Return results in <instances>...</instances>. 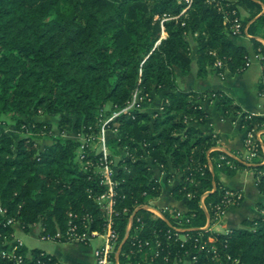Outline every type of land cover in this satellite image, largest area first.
<instances>
[{
    "label": "trees",
    "instance_id": "trees-1",
    "mask_svg": "<svg viewBox=\"0 0 264 264\" xmlns=\"http://www.w3.org/2000/svg\"><path fill=\"white\" fill-rule=\"evenodd\" d=\"M219 1L228 3L192 0L187 8L186 0H0V119L8 116L20 132L15 137L0 123L3 236H15L8 220L26 232L38 223L50 234L64 232L70 214L76 222L87 221L90 230L103 231L97 198L106 186L96 171L102 153L91 150L82 162L80 141L64 135L74 130L82 134L89 127L99 132L101 119L124 109L136 92L141 96L156 92L164 98L160 107L152 112L123 111L108 124L116 131L107 144L118 166L114 228L119 232L118 245L125 239L120 264L142 263L151 252L150 247L140 251L138 240L158 238L162 254L169 252L172 263L192 249L196 237L198 244L216 238L222 263L203 250L195 264H264L263 152L252 163L263 196L257 204L260 215L229 233L203 228L208 214L202 196L206 194L213 222L212 205L222 196L220 174L234 173L227 160L243 164L229 155L222 159L225 152L220 149L212 150L217 139L199 126L209 116L202 102L209 96L227 115L241 108L223 90H186L177 84V70L187 75L194 62L198 77L211 71L218 76L246 71L249 53L233 39L229 20L239 17L240 8L251 14L242 21L263 56L264 44L256 37L264 39V0L229 1L225 10H236V15L228 20L216 4ZM165 14L176 18L162 22ZM218 58L222 68L215 66ZM262 61L264 65V57ZM248 115L242 113V124L264 126V116ZM43 116L57 119L58 132ZM43 137L50 142L40 146ZM90 160L92 164L87 163ZM152 165L168 176L181 173L172 193L184 199L188 208L184 215L190 221L182 223L168 212L160 218L145 207L148 196L161 191ZM187 194L190 197L185 198ZM177 226L192 237L185 246L175 234ZM42 250L24 247L22 252H30L28 264H36L34 255ZM0 264L9 263L0 258Z\"/></svg>",
    "mask_w": 264,
    "mask_h": 264
},
{
    "label": "crops",
    "instance_id": "crops-1",
    "mask_svg": "<svg viewBox=\"0 0 264 264\" xmlns=\"http://www.w3.org/2000/svg\"><path fill=\"white\" fill-rule=\"evenodd\" d=\"M234 1V0H233ZM239 18L242 22L243 32L240 35L233 36L235 42L246 47L249 53V65L245 72L236 75L225 74V78H221L215 71H211L206 77H198V65L193 63L191 73L185 75L180 70H177V84L180 88L186 90H223L226 94L233 98L235 104L239 105L241 111L238 113L225 114L218 109L216 101L202 102L203 108L209 113L206 122L202 125V129L206 133H217V146L220 150L226 151L231 157L239 160L243 165L234 168V173H221L220 181L222 185L229 189L239 190L243 193V200L239 205L229 207L222 219L216 223L211 220V215L208 216L207 224H212V231L219 233H228L230 230L243 225L246 219H253L260 215L257 204L263 199L262 194L258 190L257 177L255 170L252 168V163L243 160L245 157L244 147V132L240 128L241 117L243 112L249 114L264 116V65L262 58L254 47L253 35L248 33L247 26L243 24V19L251 16L250 12L244 8L239 9ZM256 18V17H255ZM251 19L248 25L253 21ZM163 37L166 35L163 34ZM264 44V39L256 37ZM193 57L196 58V47L193 48ZM164 102V98L159 93H153L152 101L143 104V109L152 112L158 105ZM110 107V103L106 108ZM110 117V116H109ZM41 119L53 122L56 118L43 116ZM113 129V128H112ZM111 132L113 136L115 131H111V126L105 130L104 135L100 134V148L103 149V144H106L109 153L111 150L107 144L106 136ZM75 140H79L80 136L77 131H71L64 135ZM264 138V134H263ZM50 142V141H49ZM48 143V142H47ZM45 144V143H44ZM43 144V145H44ZM41 146V145H40ZM96 150V148H95ZM263 163H264V147H263ZM153 177L161 184V191L158 195H152L147 198L145 207L155 216L165 218V213H171L173 217L179 218L178 212L183 214L187 211V206L184 199H177L172 193V189L180 181V173H175L168 176L166 171L162 170L158 165H152ZM187 198V197H185ZM177 213V214H176ZM131 216L127 232L132 226ZM182 224V223H180ZM39 236V235H38ZM128 237V236H127ZM104 238L96 237L88 244L78 242H62L51 241L47 248L43 250L53 255L59 264H96L95 251L104 242ZM123 243V241H122ZM122 243L120 250L122 248ZM153 248L151 252L142 257V263L139 264H160L159 261H152ZM120 264V262H119ZM171 264H190L188 256L182 257L179 260H174Z\"/></svg>",
    "mask_w": 264,
    "mask_h": 264
},
{
    "label": "built area",
    "instance_id": "built-area-1",
    "mask_svg": "<svg viewBox=\"0 0 264 264\" xmlns=\"http://www.w3.org/2000/svg\"><path fill=\"white\" fill-rule=\"evenodd\" d=\"M229 1L231 0H228V3H223L222 1L216 2L219 10L225 13V17L227 20L230 18V16L236 15V10H232V11L225 10V6L227 7L229 5ZM186 2L188 3L187 6L188 8L192 3V0H186ZM172 18H176V16L171 17L165 14L163 16L162 22ZM229 20H231V30L233 36L242 34L243 26L240 18L236 15ZM223 65L224 63L222 62V60L218 58L215 62V66L222 68ZM219 76L224 79L225 72L220 73ZM262 95L264 97V91L262 92ZM206 100H208L210 103L215 101L211 99L209 96L205 99V101ZM151 101H152V95L141 96L138 92H136L133 96L132 101L124 109L120 111H114L110 117L101 119L103 123L101 125V129L99 132L94 131L92 127H89V130L83 132L82 134L78 132L80 136L79 138L80 146L78 150L79 159L82 162H84V160L87 159V154H89V151L95 150L96 144L99 142L100 134H102V136L104 135L105 130L110 127L108 124L116 116H118L123 111H130L132 109H142L143 104ZM252 115L253 114H250L246 116V118L248 117L250 118V116ZM240 128L244 132L243 140L245 147V154H244L245 157L243 158V160L251 163L256 158H258L261 151L263 152L264 126L260 128H255L240 123ZM211 133L213 137L218 140L217 133L216 132H211ZM213 149H219V147L215 146L212 148V150ZM95 151L97 154L100 152L102 153V155L99 157L97 161L96 171H98L101 174L102 184L106 186L105 191L97 198L98 205L103 211L104 230L103 231L90 230L87 221L83 223L76 222L72 214H70L69 225L64 232L58 231L55 234H50L49 232H45V228L43 227L42 228L43 234L40 235V238L48 241L78 242L82 244H88L92 239L96 237H101L104 238L105 241L95 251L96 264H119V255L121 252L119 247L120 245H118L119 232L116 230V228H114V217L117 213L116 205L118 202L117 186L119 184V181L117 179V175H118L117 158L111 156L109 150L106 147V144H103V149H101L100 151L97 150ZM224 152L225 155L221 156L222 159H225L227 155H229L226 151ZM87 163L92 164L91 160L87 161ZM227 164L230 168L233 169L237 167L232 159L227 160ZM210 169H212L211 165H210ZM202 174L204 173L202 172ZM190 180L191 182H193L194 178H191ZM221 188H222L221 199L217 203L212 205L213 221L215 222H218L222 219L225 211L229 207L239 205L243 200V193L241 191L229 189L224 187L223 185ZM187 196L190 197V194H187ZM201 204L204 207V209H206V212L210 215L207 205L205 204V199L203 197L201 198ZM177 215L180 216L181 221L183 219H185L186 222L190 221V219L181 212H178ZM8 224L14 225L15 223L13 222V220H8ZM174 229H175V234L178 235V238L181 239L182 241L181 246H185V243L188 241V239L192 237L188 236L187 234L181 233L183 230L179 226L174 227ZM195 240L197 241V243L194 246H192V249L186 251L185 255L182 257L188 256L190 263L195 264V262H197L200 257V254L198 252L206 250V252L211 254V259L213 261L222 263V255L217 249L216 239L210 238L208 239V241L199 244H198L199 239L197 237ZM137 246L140 251L143 250V247L154 248V252L151 258L152 261H158L159 259H161L164 264H171L170 253L168 252L162 254L163 251L161 250L160 247L161 241L158 238H156L155 240H151V239L138 240ZM24 247L26 246L20 238H17L16 236H11V237L3 236L2 233L0 232V258L4 259L9 264H28L27 259L32 258L33 255L30 252L24 254L22 252V249ZM182 257H180V259ZM34 258L36 260V264H59L58 261L53 262L52 261L53 258L51 254L45 250H42L37 257L36 255H34ZM227 258L231 259V256L228 255Z\"/></svg>",
    "mask_w": 264,
    "mask_h": 264
},
{
    "label": "rangeland",
    "instance_id": "rangeland-1",
    "mask_svg": "<svg viewBox=\"0 0 264 264\" xmlns=\"http://www.w3.org/2000/svg\"><path fill=\"white\" fill-rule=\"evenodd\" d=\"M158 107H160V106L158 105L156 108H158ZM107 108H109V107H107ZM1 122H4V124H1V125H4L15 137H18L20 135V132L17 131L14 122L8 116H6V115L2 116L0 119V123ZM112 130L113 129L111 127V131ZM54 132H58V128L56 127V121H54ZM111 137H112L111 132H109L108 135L106 136L107 142H108L109 138H111ZM39 140H40L39 143L41 146L44 143H47L50 141L49 139L44 138V137L39 139ZM100 144L101 143L96 144V150H99ZM251 163H253V162H251ZM202 197L205 199L206 194L203 195ZM187 198H188V196H187ZM208 216H209V214H208ZM213 223H216V222L213 221ZM213 223L207 224V225L203 226V228H211V225H213ZM42 228H43L42 224L38 223V224L34 225V227L32 228V230L30 232H26L20 227V225L18 223H16V224H14V230H15L14 235L17 238H20L23 241V243L25 244V246L29 249H34V248H39V249L44 248L45 249L48 247V245L50 244L51 241L43 240L40 238V235L43 234ZM214 239H216V238H214ZM216 242H217V239H216Z\"/></svg>",
    "mask_w": 264,
    "mask_h": 264
},
{
    "label": "water",
    "instance_id": "water-1",
    "mask_svg": "<svg viewBox=\"0 0 264 264\" xmlns=\"http://www.w3.org/2000/svg\"><path fill=\"white\" fill-rule=\"evenodd\" d=\"M128 235H129V231H128L127 234H126V237H127ZM124 242H125V239L123 240V243H124ZM123 243H122V244H123Z\"/></svg>",
    "mask_w": 264,
    "mask_h": 264
}]
</instances>
